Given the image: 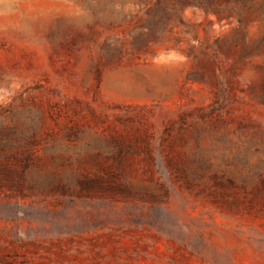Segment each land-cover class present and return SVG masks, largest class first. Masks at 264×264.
Masks as SVG:
<instances>
[{
  "label": "rangeland",
  "instance_id": "obj_1",
  "mask_svg": "<svg viewBox=\"0 0 264 264\" xmlns=\"http://www.w3.org/2000/svg\"><path fill=\"white\" fill-rule=\"evenodd\" d=\"M0 264H264V0H0Z\"/></svg>",
  "mask_w": 264,
  "mask_h": 264
}]
</instances>
